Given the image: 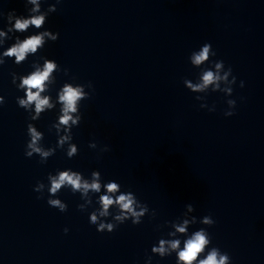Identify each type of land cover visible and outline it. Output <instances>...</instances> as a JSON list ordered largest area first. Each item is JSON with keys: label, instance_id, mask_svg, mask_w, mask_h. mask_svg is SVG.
Instances as JSON below:
<instances>
[{"label": "clouds", "instance_id": "1", "mask_svg": "<svg viewBox=\"0 0 264 264\" xmlns=\"http://www.w3.org/2000/svg\"><path fill=\"white\" fill-rule=\"evenodd\" d=\"M32 3H36V0H31ZM58 2H61V0H58ZM44 21L43 16L34 17L31 19H17L15 23V28L17 30H25L29 27V25H35L36 27H39ZM47 34V33H45ZM0 35H3V33H0ZM43 36H32L30 38H27L24 42L13 46L10 48L5 55L6 56H15L16 62H20L24 60L26 53L32 52L35 53L38 46L42 44ZM55 39V37H53ZM212 48V45L210 43H205L201 49V51L198 54H195L192 63L196 65H200L202 62L209 59V51ZM213 56L216 55L215 51L212 53ZM56 67V65L53 62H46L45 68L43 71L37 70L36 72L32 73L27 78L22 79V83L20 85L21 88H27V99L26 100H20L19 104L22 106H26L30 102L35 101V107L36 112L39 113L43 110V108L48 105V99L47 98H41L40 92L44 91V81L49 77L52 70ZM215 67L217 70L221 69L223 67V61L215 62ZM232 69L229 67L228 71L225 72L224 76L221 77L217 73H214L212 71H206L202 77V83L192 86L189 85V87H192L194 91L203 90L210 84H215L216 88H219V84L216 83L220 80L227 81L228 75L231 74ZM231 84L236 83V77L233 76L232 80L229 82ZM240 87H244V82H240ZM32 89H36V92L33 93ZM229 94L232 92V89L229 87L225 89ZM83 95L80 88H73L71 86H66L64 88V94L60 96V99L64 102V113L65 115L61 119V123L67 124L69 120H71V116L68 115L70 112L76 111V101ZM0 103H3V97H0ZM230 106V110L225 111V116H232L235 114L234 109L236 107V101L229 100L227 102ZM215 109L213 108L212 111ZM75 123V121H73ZM29 131L32 134V143L28 145L29 148H31L35 152H40L41 150L39 148L35 147V141L39 138V133L35 131L34 128L29 127ZM76 149L73 147L71 151L69 152V155L74 153ZM31 152H27L26 156H31ZM44 156H47V152L41 153ZM95 175V174H94ZM51 179V193L55 194L57 190L61 188L62 185H65L66 183L72 186L73 190L81 189L85 192H87L90 188L99 192L100 191V185L96 182H93L91 184L84 182L81 183V177L80 175L76 173H72L71 175L68 172H62L58 178H52ZM42 187V185H41ZM118 185L116 183H110L107 185V191L108 193H113L117 190ZM37 191L39 189H36ZM40 198V197H38ZM100 202L102 204V211L100 212V216H106L108 215V209L110 205H113L114 203L119 205L121 209L120 215L116 216L115 219L117 221L123 222L124 219H126V214L130 213L132 217L135 219L133 220V224L139 223V216L143 214V210L141 212H136L133 208V197L131 194L124 195L121 194L119 197L113 199L109 195H102L100 197ZM48 204L53 207H58L61 211L65 209V205L61 203L60 200H49ZM91 224L97 223V215L93 213L90 218ZM204 223L212 226L214 225L215 221L209 219L208 217H205ZM107 230L108 232H112L114 230V226L112 224H105L103 222L99 223L97 226V231L104 232ZM177 231L183 233L185 231L184 227H179ZM64 232L67 233L68 229L65 228ZM168 244L169 247L173 250L179 249L180 247V241L174 240L171 242H167L164 240L160 241V247L153 248L154 252H159L161 255H163L166 251L165 244ZM211 244V238L210 234L206 231L201 229L200 231H197L194 236H192L190 239H187L184 243L183 249L179 250L177 253L178 256V264H231V257L227 252H221V250L218 247L213 246L207 253L206 257L203 259H198L201 253L205 251V248L207 245Z\"/></svg>", "mask_w": 264, "mask_h": 264}]
</instances>
